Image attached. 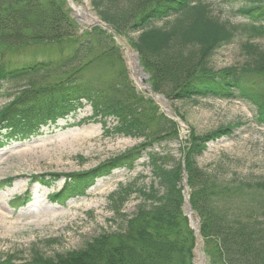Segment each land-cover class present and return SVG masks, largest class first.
Listing matches in <instances>:
<instances>
[{"label": "trees", "instance_id": "obj_1", "mask_svg": "<svg viewBox=\"0 0 264 264\" xmlns=\"http://www.w3.org/2000/svg\"><path fill=\"white\" fill-rule=\"evenodd\" d=\"M89 1L111 32L82 29L67 0H0V100H8L0 109V146L40 137L44 128L75 118L89 105L92 116L80 123H101L108 139L143 142L80 177L67 176L62 193L51 200L63 205L98 179L135 170L145 156L152 168L150 186L132 182L109 196L121 226L86 243L82 254L59 256L58 264L91 254L86 264H193L196 236L183 212V168L209 263L264 264V179L223 184L197 161L209 144L232 137L233 130L193 134L179 160L171 150L155 151L179 141L178 123L134 85L116 40L126 38L139 53L156 94L170 101H246L264 125V0H222L237 6L238 24L216 16L206 0ZM236 41L242 42L243 64L216 69L219 51ZM33 46L54 50L55 56H19ZM110 119L116 125L109 127ZM57 181L40 180L47 187ZM243 189L256 204L244 206ZM134 195L140 204L126 214ZM19 201L13 206L26 203Z\"/></svg>", "mask_w": 264, "mask_h": 264}, {"label": "rangeland", "instance_id": "obj_2", "mask_svg": "<svg viewBox=\"0 0 264 264\" xmlns=\"http://www.w3.org/2000/svg\"><path fill=\"white\" fill-rule=\"evenodd\" d=\"M206 1L221 19L235 24L241 22L236 5H227L222 0ZM71 2L72 6L68 3L71 14L80 19L82 29H87L91 23L86 21L82 10H87L84 4L87 2L88 9L92 11L89 0ZM123 41L128 42L126 38ZM241 43L236 41L219 51L214 60L215 68L219 70L243 64L245 56ZM53 52L43 46H33L22 49L19 56L22 59H42L55 56ZM122 56L134 85L139 91H144L123 49ZM97 71L99 76L104 74L101 70ZM144 73L148 74L145 69ZM112 74L108 72L106 75ZM164 99L181 123L178 124L180 139L169 145H157L155 151L171 150L179 160L182 158L180 148L189 144L193 134L205 135L231 129L232 137L225 136L208 145L197 159L199 166L217 175L223 184L264 179V125L258 122L253 105L241 100L213 98L198 101ZM7 101L0 100V109ZM159 106L167 115L163 106ZM91 116L92 108L87 105L75 118L60 120L57 126L44 128L40 137L0 146V264H58L59 256L65 253L82 254L86 243L97 239L104 231L112 232L118 225L121 226V220L109 209V196L120 185L137 182L148 187L153 182L152 168L145 156L135 170H119L98 179L84 195L74 197L63 205L51 200L50 195L62 193L67 176L80 177L143 142L142 139L125 137L105 138L101 123H80ZM114 125L116 122L110 119L108 126ZM55 178L58 181L51 188L40 182ZM239 193L244 206L256 204L257 201H251L247 190ZM28 197L30 200L26 204L19 208L13 206L16 201L18 203L21 198L24 201ZM139 204L140 199L134 195L126 204L124 213H135ZM84 256L82 261L77 259L66 264H86L92 256ZM34 257L38 263L33 262Z\"/></svg>", "mask_w": 264, "mask_h": 264}, {"label": "water", "instance_id": "obj_3", "mask_svg": "<svg viewBox=\"0 0 264 264\" xmlns=\"http://www.w3.org/2000/svg\"><path fill=\"white\" fill-rule=\"evenodd\" d=\"M69 2H70V5L72 6L71 0H69ZM76 21L81 24V21L79 18H76ZM88 26L90 28L92 26H101L104 29L108 28V25L102 20H100L98 17L94 18L93 25L90 24ZM122 42L123 43L120 42L119 44L121 45L122 49L127 52L128 58L131 59L130 57H132L131 61L134 63V65H131V68L133 69L136 77L140 79L139 82L141 86L144 88L147 94H149L150 96L154 98L156 103L163 106V108L165 109L169 117H171L172 119H175L179 123V125H181L178 117L170 110V107L168 106L164 98H160L159 96H157L152 90V86L147 83V79L149 78V76L146 73H144V69L140 65V58H139L138 52H135L133 48L126 41L122 40ZM183 178H184L183 183L185 187L184 189L185 201H184L183 211H184L185 216L188 217L190 226L196 235V247L194 250V264H201V263L207 262V259L204 253L202 252L203 239H202V234H201V218L198 212L194 210V208L192 207L190 203L189 187L187 184V175H186L185 169H184Z\"/></svg>", "mask_w": 264, "mask_h": 264}, {"label": "bare ground", "instance_id": "obj_4", "mask_svg": "<svg viewBox=\"0 0 264 264\" xmlns=\"http://www.w3.org/2000/svg\"><path fill=\"white\" fill-rule=\"evenodd\" d=\"M85 6L87 7V10H82V14L83 16L85 17L86 21L93 24V20L95 18V14L88 9V4L87 2H84ZM132 59V57H130ZM130 59V63L131 65H134V63L131 61ZM201 264H204V263H201Z\"/></svg>", "mask_w": 264, "mask_h": 264}]
</instances>
